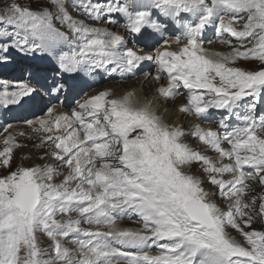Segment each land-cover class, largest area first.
Returning <instances> with one entry per match:
<instances>
[{
  "label": "snow or ice",
  "instance_id": "obj_1",
  "mask_svg": "<svg viewBox=\"0 0 264 264\" xmlns=\"http://www.w3.org/2000/svg\"><path fill=\"white\" fill-rule=\"evenodd\" d=\"M48 4L33 9L19 0H0V61L7 60L10 47L36 53L58 44L72 46L58 55L60 69L69 74L101 69L123 78L152 61L155 79L165 74L168 81L158 88L159 96L172 100L186 89L188 102L180 111L217 123L219 130L197 124L186 133L159 115L151 101L107 89L78 103L71 114L54 115L48 108L45 117L27 123L43 133L40 146L52 147L46 155L59 166L11 170L21 145L13 135L3 140L0 168L10 171L0 175V264H264V230L253 228L257 219L264 221V194H253L249 183L264 186V113L257 112L264 101V67L234 66L238 60L264 65V0ZM113 13L125 19L122 26L136 41L146 47L155 41L163 50H134L124 36L95 26L118 23L106 20ZM241 19L238 30L233 25ZM174 28L179 35L165 38ZM212 28L218 43L232 46L234 38L239 47L210 55L204 45L213 43L206 39ZM173 44L177 51L170 50ZM65 90L55 79L47 89ZM38 94L22 82L14 91H0V106H23ZM211 109L224 110L218 121ZM187 135L216 158L191 147ZM194 164L230 202L226 210L213 199L217 193L205 189V180L191 174ZM57 176H63L59 183ZM133 216L141 228L118 226V220ZM41 234L49 247L41 246ZM153 247L158 254H150Z\"/></svg>",
  "mask_w": 264,
  "mask_h": 264
},
{
  "label": "rangeland",
  "instance_id": "obj_2",
  "mask_svg": "<svg viewBox=\"0 0 264 264\" xmlns=\"http://www.w3.org/2000/svg\"><path fill=\"white\" fill-rule=\"evenodd\" d=\"M98 2H100V3H112V2H118V0H98ZM19 3H21L24 6H29L33 9H43L44 6L47 5L46 1H42V0H19ZM69 10L72 12L74 17L77 14H80L82 16V18L79 15H77V18L78 19L84 18L83 15L79 11H76L73 9H69ZM106 20H116V21H118V23H115V24L119 25L123 29H126L122 26L126 21L120 14L113 13L109 17H107ZM88 22L91 23V21H88ZM95 24L99 25V26H102L104 24L111 26V23H108V22H100V23H95ZM57 26L59 27V25H57ZM119 26H117L116 28H113V27H111V28H113L114 30H120V34H121L122 30ZM0 43H1V41H0ZM9 43H11V42H9ZM59 45H61V44H58L54 50H57L61 54L69 53V51L60 50ZM66 45L68 47L70 46L68 44H66ZM226 47L229 48L228 45H226ZM212 48L215 49L217 47H212ZM215 51L217 52L218 50L215 49ZM228 51H229V49H225L224 52L228 53ZM209 52H211V51H209ZM6 55H7V57L13 56V58H7L6 61H0V69L2 68V70L0 71V89H1V91L10 89L11 87H14V89L12 90V91H14L16 89V86L22 82H29V83L31 82V84H32L33 83L32 78H34V77L41 78L42 80L39 78L38 79L41 81L44 80L45 82L44 81L43 82L46 83V85H48L49 87L51 86L50 83L53 82V79L60 81L61 76L70 77V76L76 74L75 76L80 77V74H77V73L69 74V73L62 72V70L59 67V64L55 65L53 67H49V68L41 67L40 63L37 64V62L32 61V60H34V57H27L29 55H34L33 53H24L15 47H10L9 51ZM49 63H53V62H49ZM253 65L257 66L256 64H253ZM234 66H236V65H234ZM247 67H248L247 70H252V68H251L252 65L247 66ZM261 67H264V65H258L256 70H259ZM100 78H102V76H100L99 79ZM142 78H144V81H147V82L145 84H143V86L141 85L139 88L133 87L132 89H128V90L119 89L117 86H115L116 82H110V83L103 85L104 89L102 91H104L106 88L111 86L109 88V90L114 92V94L116 96H120L124 92L132 91L133 89H136L137 91H141L143 89V87L145 88L146 85H147L146 87H149L153 90L151 83L153 81H155L154 80L155 78H148L145 75V73L140 74L139 76L133 78L131 81L135 82L136 79H142ZM83 79L87 80L88 78L85 77ZM5 81L7 82V89H5V83H4ZM62 83H65L66 90L60 94V95H62V98L57 99V101L54 104H52V102L54 101V99H52L53 93H49L45 87L46 91L43 89L45 92L41 91L40 89H37V92L39 94L34 95L33 99L27 103L25 109H19L18 111L17 110L14 111L13 109L20 106V105H10V106H7L4 110H0V150H2L4 147L3 140L5 139V137H7L9 135H13V136H15L16 141L21 145L20 147H18L14 150L13 160L15 157L18 160H20L19 157L23 156L26 159V163H27L28 167H33V166L44 164V163H51L55 166H59L58 161L54 160L50 155H46V153H51L52 148L50 149V145H44L43 147H41L40 145H41V138L42 137L38 138L39 134H41V133H36L34 131V128L30 127L27 122L28 121H36L39 118L45 117L47 114L48 108H54L57 111V113H54V115L71 114L72 109L70 111H68V113H67L66 110H62V107L60 105L62 100L65 99V100L70 101L72 99V95L70 94V84H68V79H66V81L62 82ZM84 84L85 83L83 81V85ZM33 86L36 87V85H33ZM81 86H80V88H81ZM159 87H160V85H159ZM80 88L75 90V91H72V93L75 92L74 93L75 96L76 95H80V96L73 98V100H72L73 104H71V105L76 106V105H78V103L83 102V100L85 98L90 97L92 95H95V93H92V92H89L86 95H84V93H82L84 95V98H83L82 94H79V92H76V91L80 90ZM248 99H251V98H248ZM69 104L70 103L68 101H64L62 106H65V105L69 106ZM262 104H264L263 101L258 102V104H257V112L258 113H261V111L264 108V107H262ZM0 107H4V106H0ZM36 107H43V109L39 112H35L34 109ZM194 122L197 123L196 121H194ZM211 123H213V122L211 121L209 123V125ZM8 125H11V128H7ZM6 128H7V131H5ZM213 129H217V127H214ZM217 130H219V129H217ZM21 133H23V135H21ZM33 149L39 150V158L36 161L33 160V156H34ZM40 157H44V159L41 160ZM18 160H17V163H18ZM13 167H14V165L12 162L11 170L13 169ZM59 170L61 172H63L64 175H67V169L59 168ZM8 171H10V170L0 168V175H6ZM206 190H207V188H206ZM257 202H259V201L257 200ZM133 218H136V217L133 216ZM117 224L119 226H121V220H118ZM128 227L133 228V229H139V227H137L136 225H129ZM155 253L158 254L157 251H155V252L150 251V254H152V255H156Z\"/></svg>",
  "mask_w": 264,
  "mask_h": 264
},
{
  "label": "bare ground",
  "instance_id": "obj_3",
  "mask_svg": "<svg viewBox=\"0 0 264 264\" xmlns=\"http://www.w3.org/2000/svg\"><path fill=\"white\" fill-rule=\"evenodd\" d=\"M42 1H46V3H47V5H45L44 8L45 7H49L48 0H42ZM244 22L245 21L243 19H241L239 21L234 22L233 26L236 27L239 30V29L242 28V25H243ZM117 26H119V25H117ZM97 27H99V26H97ZM103 27L107 28L105 26H103ZM216 35L217 34L215 32V29L212 30V31L206 30V39H211L213 41V43H211V44L205 43V45L212 46V47H217L215 49H217L218 50L217 52H219V53H225L224 52L225 49H229L228 52H230L232 50V47H239V44L235 41L234 38H232L234 44L231 47L228 46L229 48H227L225 44H220V43L217 42ZM154 44H155V41H152V42H150L148 47L143 46V49H145V51H147V52L150 51V54H154L151 51V49H152L151 45H154ZM60 47H61L62 50H68V48H67L68 46L67 45L61 44ZM211 49H212V50H210L211 52H209L210 55L213 54V53H217L214 48H211ZM71 50H69V51H71ZM33 54L37 55V63H40V65H42V66L50 67L52 65L49 62H53V63H58L59 62L58 55L60 53H58V52H56L54 50L53 51H47V53L46 52H36V53H33ZM39 61H42V62H39ZM149 64H153V62L152 61L144 62L137 69V73L140 75L143 72H145L146 68H147V65H149ZM253 64H256L257 66H254ZM250 65H252V67H251L252 70H256L258 65H261V63L259 61H254V60H248V61L238 60L236 62V66H239V67H242V68H245V69H248L247 66H250ZM79 73H82V74H84V75H86L88 77V81H84V83H85L84 85H83V80L81 78H78L77 76L67 77V78L69 80V84L72 86L70 88V91L71 92L75 91V90L79 89L80 86L82 85L80 90H78L76 92H79V94L84 93V95L89 93L87 87H91L92 86L93 90L90 91V92L97 94V93H99L100 91H102L104 89V87H103L104 84H107V83H110V82H116L115 86H117L119 89H124V90L132 89L133 87H136V88L138 87L139 88L141 85L143 86V84H145L147 82V81H144V78L136 79L135 82L131 81L133 78L130 79V76H131L130 74L125 76V77H123V78L121 77V75H115L113 77L110 76L109 78H106L105 77V73L101 69H97V70L93 71L92 73H88V72H79ZM100 76H102V78L99 79ZM65 78H66V76L65 77L61 76L59 82H61V83L64 82ZM115 79H118V80L115 81ZM161 79L164 80L165 77L163 75H161L160 80ZM154 80L155 81H153L151 83V86H152L153 90L151 88H149V87H146L147 86L146 85L145 88L143 87V89L141 91H137L136 89H133L132 91L124 92L122 95H125L127 93H134L136 95V97L141 102L151 101L153 103V106L158 109V114L159 115H161L170 124H172L174 126H177V127L183 128V130L186 133H190L191 130L193 129V127L195 125H197V123L203 128H208L209 127V123L211 122L210 120H201L200 118H198V117H196L194 115H189V114H186V113L180 111L181 106L187 104V102H188L187 101L188 92H187L186 89L181 88L179 90L180 93H181L180 95H178L175 99L167 100V99H165L163 97H160L159 94H158V88H159V85H160L158 82L160 80H156V79H154ZM105 81H108V82L104 83ZM32 85H36V87H40L41 89L45 90V83L43 81L39 80L38 78H34L33 79ZM110 87L111 86H109L106 89L109 90ZM0 91H1V89H0ZM58 95L59 94L55 93V95L53 97H57ZM122 95H120V96H122ZM62 107H63L64 110L68 109V105H65V106H62ZM16 110L18 111L19 107L14 108V111H16ZM34 110L38 111L39 108L36 107ZM210 111L214 114V116H218L224 110H220V111L219 110H210ZM55 113H57V111H55ZM67 113H68V111H67ZM193 120L196 121L197 123H195ZM42 136H43V133L39 134L38 138H40ZM184 141L186 143H188L194 149L203 152L205 155L212 156L213 158H216V156H217V154L215 152H213L212 150L207 148V146L203 145L199 140L195 139L191 135H187L184 138ZM51 148L52 147L50 146V149ZM52 150L53 149H51V152H52ZM33 154H34L33 160L36 161L39 158V150L38 149H33ZM16 159L17 158L15 157L14 160H13L14 167H13L12 170H15L17 167H20V166L28 167V165L26 163V159L23 156L19 157L20 160L17 159L18 163H17ZM190 172H191V174L196 175V176L200 177L201 179L205 180V183H204L205 189L207 188V191H209L211 193H217V195L213 196V199L218 204H220V206L223 209L226 210L227 206H228V204L230 202L219 197L218 190H217L216 186L207 183V179H206L207 174L203 173V171L201 169V166L199 164H194L192 166V168L190 169ZM62 179H63V176H57L55 178L54 182L59 183ZM249 183L252 186L253 194H255L257 196L264 194V186L260 185L258 182H251L250 181ZM249 199H250V197H249ZM259 203H260V201L257 202V208L259 206ZM130 224L131 225H136L139 228L142 227V225L137 223V219L136 218L132 217L131 219H122L121 226L122 225L128 226ZM83 226L84 227H94V226H89L87 224H85ZM124 228H127V227H124ZM253 228L256 229V230H264V221L257 219V221L253 224ZM228 231L236 239H238L241 242H243L242 237L235 230L229 228ZM40 241H41V246L45 247V248L49 247V245L51 244V241L43 234L40 235ZM151 250L153 251V250H158V249L153 247Z\"/></svg>",
  "mask_w": 264,
  "mask_h": 264
}]
</instances>
